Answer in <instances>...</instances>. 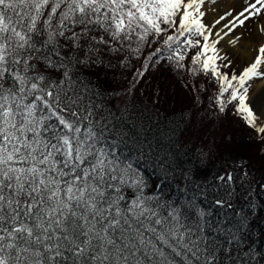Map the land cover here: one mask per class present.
Here are the masks:
<instances>
[{
	"label": "snow or ice",
	"instance_id": "obj_1",
	"mask_svg": "<svg viewBox=\"0 0 264 264\" xmlns=\"http://www.w3.org/2000/svg\"><path fill=\"white\" fill-rule=\"evenodd\" d=\"M208 4L217 0H0V264H264L246 243L248 214L235 210L231 189L213 203L239 219L214 218L195 191L184 204L144 193L116 155L123 141L109 147L83 78L107 53L158 43L149 60L198 65L194 74L218 83L219 112L231 105L264 139V97L249 96L264 80V0L206 23ZM249 23L257 54L238 73L222 71L233 62L218 45L225 37L236 45L232 34ZM190 49L198 51L189 57ZM125 186L138 189L135 199Z\"/></svg>",
	"mask_w": 264,
	"mask_h": 264
},
{
	"label": "trees",
	"instance_id": "obj_2",
	"mask_svg": "<svg viewBox=\"0 0 264 264\" xmlns=\"http://www.w3.org/2000/svg\"><path fill=\"white\" fill-rule=\"evenodd\" d=\"M159 46L145 45L140 54L130 50L107 53L102 62L83 70L88 95L106 118L109 147L123 141L116 155L143 179L144 193L169 203L184 204L195 191L197 203L214 218L239 219L233 209L213 203L231 189L235 210L248 214L246 243L264 254V139L231 105L219 112L215 103L218 83L211 74H194L192 69H199L198 65L185 60L181 68L175 60H149ZM196 51L190 49L187 56ZM222 71L237 69L232 64ZM186 174L194 183L185 180ZM228 174L231 182L219 179ZM201 191L207 198L199 195ZM123 194L131 201L139 192L135 186H125ZM248 200L255 210L247 206Z\"/></svg>",
	"mask_w": 264,
	"mask_h": 264
},
{
	"label": "rangeland",
	"instance_id": "obj_3",
	"mask_svg": "<svg viewBox=\"0 0 264 264\" xmlns=\"http://www.w3.org/2000/svg\"><path fill=\"white\" fill-rule=\"evenodd\" d=\"M228 2L229 0H217V4L219 7H223ZM243 5H244V0H237V2L235 0L233 1L229 9H239L243 7ZM204 20L206 23L210 20H213L212 16L209 14L208 11L206 12ZM254 30H255V25L249 23L247 27H238L235 30V32L232 34V36L233 37L240 36L241 39L239 41L242 42H249L250 40H254L255 42L258 43L260 40L258 37L255 36ZM255 42H253V44H256ZM218 48L220 49L221 54L223 53V55H227L229 59L233 62L232 64L234 67H236L237 73L240 71V68L242 66H247L254 58V55L248 56L239 47H235L232 44L226 42L225 38L221 40L220 44L218 45ZM261 81L262 80H255L252 82V87L249 90L250 99H253L254 96L256 95V86ZM259 97H264V93L259 95L257 98Z\"/></svg>",
	"mask_w": 264,
	"mask_h": 264
},
{
	"label": "bare ground",
	"instance_id": "obj_4",
	"mask_svg": "<svg viewBox=\"0 0 264 264\" xmlns=\"http://www.w3.org/2000/svg\"><path fill=\"white\" fill-rule=\"evenodd\" d=\"M233 1H235V0H229V2L226 5H224L223 7H219L218 4H216V5L208 4L207 5L208 12L212 16L213 20H215L218 17L219 14H221L224 11L228 10L230 8L231 4L233 3ZM236 2H237V0H236ZM255 36L258 37L259 40H260L259 35L255 34ZM229 38L230 37H225V41L227 42L229 40ZM253 42H255V41L254 40H250L249 42L238 41V43L236 45H233V46L239 47L248 56H250V55L253 56L254 55V57H255V55L257 53L254 51V49L256 47H258V45L261 42V40L258 43L255 42L256 44H253ZM262 93H264V80H262L261 82H259L257 84V86H256V95L254 96L253 99H256Z\"/></svg>",
	"mask_w": 264,
	"mask_h": 264
}]
</instances>
